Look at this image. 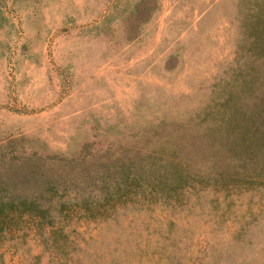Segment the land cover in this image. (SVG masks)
Returning a JSON list of instances; mask_svg holds the SVG:
<instances>
[{"label":"rangeland","instance_id":"1","mask_svg":"<svg viewBox=\"0 0 264 264\" xmlns=\"http://www.w3.org/2000/svg\"><path fill=\"white\" fill-rule=\"evenodd\" d=\"M257 19L264 0H0V180L147 143L152 125L207 146L211 111L263 67ZM27 224L0 235V264H264V183L194 185L105 220L70 212L53 248Z\"/></svg>","mask_w":264,"mask_h":264},{"label":"trees","instance_id":"2","mask_svg":"<svg viewBox=\"0 0 264 264\" xmlns=\"http://www.w3.org/2000/svg\"><path fill=\"white\" fill-rule=\"evenodd\" d=\"M255 22L254 53L264 61V19ZM256 78L257 86L253 85ZM239 96L223 98L211 111L215 133L210 134V120L205 122L203 118L207 146H186L179 136L164 139L163 129L158 128L161 125H152L144 144L137 140L119 142L113 149L85 151L83 156L65 159L61 164L26 161L17 173L0 180V235L31 222L53 248L66 240L57 223L59 217L70 212L105 220L119 205L160 198L179 201L184 190L194 185H261L264 64L258 74L242 84ZM251 97L255 102L249 101Z\"/></svg>","mask_w":264,"mask_h":264}]
</instances>
